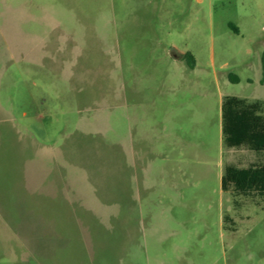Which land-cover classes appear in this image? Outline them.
<instances>
[{"label":"rangeland","instance_id":"obj_1","mask_svg":"<svg viewBox=\"0 0 264 264\" xmlns=\"http://www.w3.org/2000/svg\"><path fill=\"white\" fill-rule=\"evenodd\" d=\"M263 54L264 0H0V264H264L221 111Z\"/></svg>","mask_w":264,"mask_h":264},{"label":"trees","instance_id":"obj_2","mask_svg":"<svg viewBox=\"0 0 264 264\" xmlns=\"http://www.w3.org/2000/svg\"><path fill=\"white\" fill-rule=\"evenodd\" d=\"M191 57V55H188ZM192 59V57H191ZM264 83V54L262 56ZM231 81L238 80L230 77ZM222 140L227 150L247 149L258 157L264 156V102H250L236 96H226L222 105ZM222 190L233 199L235 210H240V199L251 201L264 199V162L250 167L226 164L222 177ZM229 230L235 231V221L224 217ZM230 224L231 226H228Z\"/></svg>","mask_w":264,"mask_h":264},{"label":"crops","instance_id":"obj_3","mask_svg":"<svg viewBox=\"0 0 264 264\" xmlns=\"http://www.w3.org/2000/svg\"><path fill=\"white\" fill-rule=\"evenodd\" d=\"M237 81H239V79L235 80V82ZM239 98H242V97H239ZM242 99H246L250 102H256V101L264 102L263 99H257V100H249L247 98H242ZM260 162H264V156L258 157L257 154L247 149L227 150V164L236 165L238 167H250L251 165H257Z\"/></svg>","mask_w":264,"mask_h":264}]
</instances>
